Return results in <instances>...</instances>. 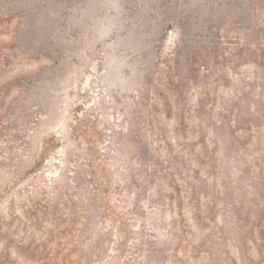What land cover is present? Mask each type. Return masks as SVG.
<instances>
[{
    "label": "rangeland",
    "instance_id": "obj_1",
    "mask_svg": "<svg viewBox=\"0 0 264 264\" xmlns=\"http://www.w3.org/2000/svg\"><path fill=\"white\" fill-rule=\"evenodd\" d=\"M0 264H264V0H0Z\"/></svg>",
    "mask_w": 264,
    "mask_h": 264
}]
</instances>
